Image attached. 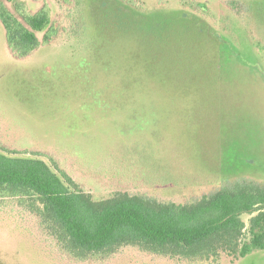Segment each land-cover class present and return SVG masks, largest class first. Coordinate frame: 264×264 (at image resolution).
<instances>
[{
    "label": "rangeland",
    "instance_id": "rangeland-1",
    "mask_svg": "<svg viewBox=\"0 0 264 264\" xmlns=\"http://www.w3.org/2000/svg\"><path fill=\"white\" fill-rule=\"evenodd\" d=\"M0 1L21 21L48 5L58 29L20 57L0 22V149L57 165L96 200L126 191L188 203L237 179L264 185V0H235L236 9L234 0H135L146 12L77 0L73 25V0ZM17 211L63 264H196L137 247L78 261ZM49 261L0 215V264Z\"/></svg>",
    "mask_w": 264,
    "mask_h": 264
},
{
    "label": "trees",
    "instance_id": "trees-1",
    "mask_svg": "<svg viewBox=\"0 0 264 264\" xmlns=\"http://www.w3.org/2000/svg\"><path fill=\"white\" fill-rule=\"evenodd\" d=\"M76 1H72L68 12L72 25L80 14ZM118 1L133 11L146 12L147 7L135 0ZM238 5L235 0L231 2L235 9ZM193 8L207 13L203 5ZM21 15L23 21L0 1V22L7 45L13 53L27 57L51 43L58 29L48 5L34 14L21 12ZM197 17L203 19L202 15ZM16 154L17 151L0 149V205L8 203L13 207L0 208V215L21 224L24 236L37 239L52 264L63 262L49 250L42 237L24 225L17 209H25L30 216L37 217L61 250L78 261L137 247L145 254L196 264H220L222 259L231 264L253 259L264 262V185L253 178L237 179L229 186L221 184L216 191L188 203L126 191L96 200L90 193L79 190L57 165L55 171L37 154L35 157ZM243 215L251 216L248 241H242L246 227Z\"/></svg>",
    "mask_w": 264,
    "mask_h": 264
}]
</instances>
